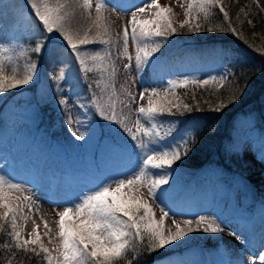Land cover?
Wrapping results in <instances>:
<instances>
[{
	"label": "rangeland",
	"instance_id": "obj_1",
	"mask_svg": "<svg viewBox=\"0 0 264 264\" xmlns=\"http://www.w3.org/2000/svg\"><path fill=\"white\" fill-rule=\"evenodd\" d=\"M106 2L108 7L104 12L101 24L107 28L114 43L110 47L99 44L89 45L87 49L89 52L93 50L110 52L108 63L114 68V76H106L102 79L97 91L101 97L100 102L106 103L112 87H114L119 100L131 104L130 107H123L120 103L116 105L118 115L126 116L130 126L136 119L135 109L137 105L130 102L127 93H132L139 100L141 91L158 89L162 92L170 79H206L210 76L219 77L223 75L222 70L217 65L218 51H215L211 44L200 46L191 38H186L185 44L174 48H172L173 41L168 39L161 52L155 55L153 62L145 68L144 72L137 73L135 71L134 60L133 67L126 71L124 65L128 63V60L122 55L123 27L130 18L131 12L135 11L137 6H143L148 0H106ZM158 2L161 6H170L173 9L177 26L179 22L185 19L184 8L181 7L184 0H158ZM255 2L264 15V0H255ZM17 3L20 8L19 12H21V14H17V22L14 25H6L0 22V30L3 29V32H0V45L13 50L10 54L15 57L19 75L22 76L23 66L26 62H34L31 58V53H33L31 49L34 46H20V35L23 36L24 34L26 40L34 42H37V38L43 35L44 39L41 42L44 43L45 47L41 53L37 54L42 60L37 63L36 78L29 85L7 91L20 92L18 97L25 102L19 106L12 103L5 105L4 112L0 116V175L6 174L15 182L21 183L29 189L30 194L34 197L33 209L35 211L29 212L25 207L24 211L28 218L26 220L18 218L19 223L23 225L24 238H29L28 234L34 227V220L35 225L39 226L38 231L43 243L51 248L53 245L49 243V238L43 236L46 230L44 221H47L49 226L55 229V221L58 219L57 211H62L68 202L75 201L79 196L94 190L97 186L130 174L137 164V159L131 142L127 140L119 126L104 121L98 113H96L98 118L94 115L95 108L92 107V100L84 86L80 69H77L78 63L75 56L67 46L66 41L56 34L49 36L47 33H42V25H39L33 18V14L30 13V6H27V0H17ZM25 4L28 8L25 7ZM78 11L84 14L85 24L90 26V31L89 29L85 31H89V35L95 37L97 32V28L94 26L95 8H92L91 16H88L80 5ZM47 36L52 38L51 41H46ZM52 47H58L61 50L65 47L67 51L63 52L67 62L65 60L60 66L68 69L69 72L64 73L63 80L56 78V85L52 91L44 89V93L41 94L42 76L47 77V74L43 72V64L48 50ZM173 50L174 55H172ZM129 53L133 57L135 56V49L131 42ZM5 74L13 75L10 70ZM69 76L74 78L76 84L75 89L71 92L64 89V83ZM105 84L110 85V94L107 92L109 88L104 89ZM211 85H214L213 89L220 87L216 83H209L206 86ZM36 91L34 96L33 93ZM177 91L178 88L176 94ZM4 94L5 92L0 93V104L3 103ZM33 97L36 98V103L31 100ZM60 99L67 100V105H59ZM37 105H46L50 109H55L59 105L62 108L57 125L55 124L47 135L37 133L32 126L35 119L33 111L35 112ZM69 114L74 120L81 121L82 130L86 133L84 140H77L69 132L65 123V117ZM163 122L165 127L174 125L175 130L180 123L175 116H166L163 118ZM194 125V120L189 122L186 128L178 132L176 136L168 137L165 143L171 144L174 141H179L181 136L189 134ZM90 129L94 130L95 135L88 134ZM232 138L231 148L239 151L241 170H245V173H247V169L264 172V161L259 158L261 149L264 147V133H257L252 130L250 118L241 116L235 120ZM113 140H119L125 144L126 151L113 152L111 149ZM69 156L71 158H68ZM45 157L47 158L43 163L42 159ZM170 171L172 172L170 184L164 186L170 188V192L162 205L170 212V216L165 219L166 229L175 230L173 220L180 223L186 219L195 220L201 215L215 216L224 230L231 222L248 223L256 219V223L262 225L264 202L256 199L253 188L241 176L237 175L234 177L236 180L232 178L228 183H224L219 179V170H214L210 166L200 173L194 181L191 180L193 182L188 185L187 171L176 168H172ZM251 204H253L252 207ZM244 206H247V209L250 207H257L258 209L246 210ZM153 208L158 219L161 215L159 207L154 204ZM179 212L183 213L182 217L178 214ZM180 224L182 226V223ZM222 232L217 233V238L215 237L218 240V250L213 253L209 250L211 256L209 260L219 261ZM210 235L212 233L194 232L189 234L182 241L176 242L174 246H169L167 249L170 252H177L184 247L193 246L192 249H186V258L182 259L175 253L172 257L153 264H180V262L183 264H200L199 256L204 250L201 246L206 242L207 236L210 237ZM217 262L215 264H219Z\"/></svg>",
	"mask_w": 264,
	"mask_h": 264
},
{
	"label": "snow or ice",
	"instance_id": "obj_2",
	"mask_svg": "<svg viewBox=\"0 0 264 264\" xmlns=\"http://www.w3.org/2000/svg\"><path fill=\"white\" fill-rule=\"evenodd\" d=\"M74 2L78 3L88 16L92 15L91 10L95 8L94 26L97 28L95 37L89 35L90 29L85 31L83 36L70 30L67 24L70 15L66 7L68 0H27L33 18L42 25V33L49 36L58 34L66 41L85 79L88 73L94 71L114 76V68L108 63L110 52L107 50L89 52L87 49L89 45L110 47L114 43L107 28L101 24L108 7L106 0ZM181 7L184 8L185 19L179 22L178 26L174 20L173 9L170 6H161L158 0H148L143 6H137L135 11L131 12L122 31V55L128 60L124 65L126 71L133 67L134 60L135 71L144 72L153 62L155 55L161 52L168 38L185 29L188 32L202 30L231 31L234 34L237 32L231 25L229 12L225 10L223 0H184ZM217 7L223 13V19L229 22L228 26L202 29L200 22H207ZM240 12L248 15L243 8ZM247 22L252 23L251 19ZM43 39V35L37 38L35 46L31 49L33 53L39 54L43 51L45 47L41 42ZM130 42L135 49L134 57L129 53ZM12 51L11 48L0 45V93L29 85L36 78V62H26L23 74L18 78L19 68L15 63V57L10 54ZM9 70L13 75L5 74ZM230 75L210 76L206 79H170L162 92L158 89L141 91L139 100L132 93H127L130 102L137 105L136 119L131 126L128 118L119 116L116 109L117 103L123 107H130L131 104L120 101L114 87L106 103H101V97L93 91L92 107L104 121L118 125L131 142L137 159L134 170L123 178L105 182L79 196L75 201L68 202L62 211L56 212L58 219L55 221V229L44 221L46 230L43 236L49 238V243L53 245L51 248L43 243L38 231L39 226L35 225L34 220V227L28 234L29 238H24L23 225L19 223V219L28 218L24 211L25 207L29 212L35 211L34 197L21 183L15 182L6 174L0 175V234L8 236V243L0 242V247L9 252L5 264H13L18 251L28 259L32 256L41 258V264H125V262L134 264L142 253L151 255L160 250L166 252L169 246H174L191 233L214 234L224 231L215 216L204 215L195 220H184L183 227L173 220L175 230L165 228V219L170 216V212L162 205L169 195L170 188L164 186L170 184L172 177L170 170L173 165L192 150L195 136L189 134L181 136L179 141L165 143L167 138L173 135L175 126L165 127L163 118L193 111L191 105L184 103L177 96V88H186L190 84L205 86L217 83L220 86L217 91H220L228 82ZM63 79L64 73L61 71L57 80ZM101 79H104L103 75ZM95 86L100 87V80L95 82ZM88 87L92 89L93 84L90 83ZM109 87V84L104 85L105 90ZM246 87V84L243 87L238 86L237 82L233 85L234 91L228 96L227 102L221 99L210 110L222 112L230 104L241 99ZM58 103L66 106L67 100L60 99ZM65 123L72 136L77 140L85 139L86 133L82 130L81 121L74 120L69 114L65 117ZM88 134L95 135V132L90 129ZM111 149L115 153L126 151L125 144L119 140L111 144ZM259 158L264 161V147ZM154 204L159 207L161 213L158 219ZM230 235L240 240V236L235 232H231ZM129 254H132L131 259ZM19 264H23V261ZM249 264H255V261ZM259 264H264V252L259 254Z\"/></svg>",
	"mask_w": 264,
	"mask_h": 264
},
{
	"label": "trees",
	"instance_id": "obj_3",
	"mask_svg": "<svg viewBox=\"0 0 264 264\" xmlns=\"http://www.w3.org/2000/svg\"><path fill=\"white\" fill-rule=\"evenodd\" d=\"M223 6L229 12L232 27L237 30L235 34L231 31L219 30L188 32L185 29L183 32H178V34L168 38L173 41L172 48L185 44L186 38L193 39L200 46L211 44L213 49L218 51L217 65L222 70L223 75L231 74L228 82L220 91H217L219 87L213 89L214 85L196 86L190 84L186 88H178V97L184 103L191 105L193 111L175 115L180 123L172 136H176L178 132L186 128L189 122L194 120L195 125L192 126L189 134L195 136V143L191 146L192 150L189 154L182 158L177 165H173V168L188 172V185L191 184V180L194 181L200 173L210 166L214 170H219V179L224 183H228L229 180L239 175L253 188L256 199L264 202V172L262 170L251 171L250 169H247V173L244 172L245 170L242 171L239 151L231 148L235 120L241 116L251 119L254 132L264 133V15L257 7L255 0H223ZM241 8L245 9L248 13L247 16L240 12ZM237 13H239V19H237ZM249 19L252 21L251 24L247 22ZM200 23L202 29L209 27L219 29L227 27L229 22L223 19V13L217 7L207 22L201 21ZM35 44L36 42L32 40H26L24 34L23 36L20 35V46H35ZM31 54L34 62H41V58L36 53ZM174 54L175 52L172 55ZM102 75L104 78L109 76L107 73L102 74L94 71L88 73L87 79H85L84 73L81 72L90 99L93 91L96 92L97 96H100L99 91H97L98 88L94 84L97 80L102 81ZM237 82L240 87L247 85L241 99L230 104L222 112L211 111L210 108L214 107L219 100L223 99L227 102L228 96L234 91L233 85ZM90 83L93 84L92 89L88 87ZM27 90L30 91L29 88ZM107 92L110 94V88ZM19 93L18 91L5 92L2 98L3 103L0 104V114L4 112L5 105L12 103L19 106L25 102L18 97ZM33 95L35 96V92ZM35 99L33 97L31 100L36 103ZM29 104L31 105V102ZM197 106L199 110H197ZM61 111L62 108L59 105L55 109H50L46 105H37L35 112L33 111L35 119L32 124L35 131L40 134H48L57 123ZM93 113L98 118L95 109ZM46 158L42 159L43 163ZM252 206L253 204H251ZM216 238H208L204 248L216 249L218 245ZM0 242L7 244L8 236L0 234ZM181 250L179 253H184L185 250ZM174 254L175 252H165L164 250L151 255L142 253L139 259L134 261V264H153L164 260L163 257L170 258ZM131 257L132 254H129L130 259ZM8 258L9 252L0 247V264H5ZM20 261H23V264H41V258L32 256L28 259L18 251L13 259V264H19Z\"/></svg>",
	"mask_w": 264,
	"mask_h": 264
},
{
	"label": "bare ground",
	"instance_id": "obj_4",
	"mask_svg": "<svg viewBox=\"0 0 264 264\" xmlns=\"http://www.w3.org/2000/svg\"><path fill=\"white\" fill-rule=\"evenodd\" d=\"M27 6L25 4V7ZM66 7L70 14L67 21L68 27L72 32L79 33L83 36V32L89 29L90 26L85 24L86 18L84 14L78 11L79 4H75L73 0H68ZM19 9L17 0H0V22H3L6 25H14L15 22H17V14H21ZM0 32H3V29H1ZM51 39V37H48L46 41ZM59 49L60 48L58 47L50 48L45 57L43 72L47 74V77L45 78V75L42 76L43 81L40 87L41 94L44 93V89L52 91V88H55L56 78L61 71L65 74L69 72L68 69L60 66L66 60V55L63 52L66 49L65 47H63V50ZM78 67L79 66L77 65V69ZM20 76L21 75H18V78H20ZM74 82V78L69 76L64 83V89H66L67 92L74 90L76 87ZM36 93L37 91L35 92V95ZM180 211L182 210L180 209ZM178 214L181 217L183 216V213L179 212ZM260 217L263 218V216ZM260 217H257V219H260ZM180 223H182L183 227V221ZM231 232H235L236 235L240 236V242H238L235 236L230 235ZM261 252H264V221L262 222V225H258L256 219L251 220L248 223L238 224L236 222H231L222 232L219 264H249L251 261H255V264H259V254Z\"/></svg>",
	"mask_w": 264,
	"mask_h": 264
}]
</instances>
